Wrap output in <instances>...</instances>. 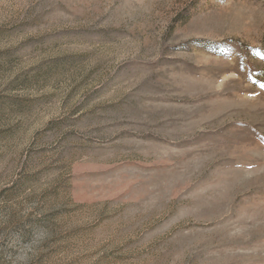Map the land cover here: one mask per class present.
Here are the masks:
<instances>
[{
  "label": "rangeland",
  "instance_id": "1",
  "mask_svg": "<svg viewBox=\"0 0 264 264\" xmlns=\"http://www.w3.org/2000/svg\"><path fill=\"white\" fill-rule=\"evenodd\" d=\"M0 264H264V0H0Z\"/></svg>",
  "mask_w": 264,
  "mask_h": 264
}]
</instances>
